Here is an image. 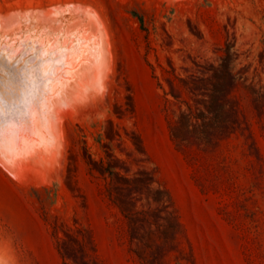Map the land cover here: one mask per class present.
Wrapping results in <instances>:
<instances>
[{
	"label": "rangeland",
	"instance_id": "1",
	"mask_svg": "<svg viewBox=\"0 0 264 264\" xmlns=\"http://www.w3.org/2000/svg\"><path fill=\"white\" fill-rule=\"evenodd\" d=\"M66 3L102 15L114 73L57 168L0 165V264H264V0Z\"/></svg>",
	"mask_w": 264,
	"mask_h": 264
},
{
	"label": "bare ground",
	"instance_id": "2",
	"mask_svg": "<svg viewBox=\"0 0 264 264\" xmlns=\"http://www.w3.org/2000/svg\"><path fill=\"white\" fill-rule=\"evenodd\" d=\"M51 1L19 0L31 10L0 17V165L20 177L58 167L65 115L95 104L114 73L102 15Z\"/></svg>",
	"mask_w": 264,
	"mask_h": 264
}]
</instances>
